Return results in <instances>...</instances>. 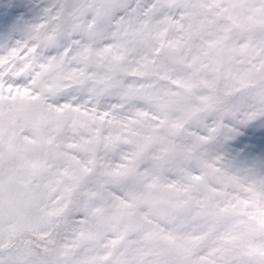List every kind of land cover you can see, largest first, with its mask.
Wrapping results in <instances>:
<instances>
[{
  "label": "snow or ice",
  "instance_id": "obj_1",
  "mask_svg": "<svg viewBox=\"0 0 264 264\" xmlns=\"http://www.w3.org/2000/svg\"><path fill=\"white\" fill-rule=\"evenodd\" d=\"M0 264H264V0H0Z\"/></svg>",
  "mask_w": 264,
  "mask_h": 264
},
{
  "label": "rangeland",
  "instance_id": "obj_2",
  "mask_svg": "<svg viewBox=\"0 0 264 264\" xmlns=\"http://www.w3.org/2000/svg\"><path fill=\"white\" fill-rule=\"evenodd\" d=\"M21 2H25V0H21Z\"/></svg>",
  "mask_w": 264,
  "mask_h": 264
}]
</instances>
